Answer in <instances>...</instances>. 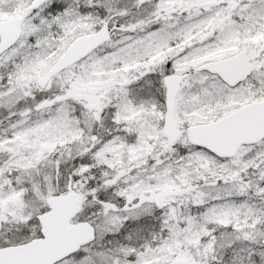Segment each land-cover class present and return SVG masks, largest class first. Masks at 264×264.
Segmentation results:
<instances>
[{
    "label": "snow or ice",
    "instance_id": "1",
    "mask_svg": "<svg viewBox=\"0 0 264 264\" xmlns=\"http://www.w3.org/2000/svg\"><path fill=\"white\" fill-rule=\"evenodd\" d=\"M0 264H264V0H0Z\"/></svg>",
    "mask_w": 264,
    "mask_h": 264
}]
</instances>
